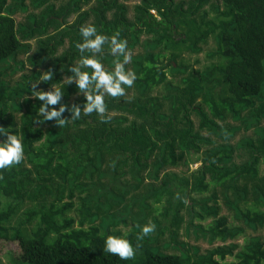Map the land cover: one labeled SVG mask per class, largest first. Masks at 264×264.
I'll use <instances>...</instances> for the list:
<instances>
[{
  "label": "trees",
  "instance_id": "obj_1",
  "mask_svg": "<svg viewBox=\"0 0 264 264\" xmlns=\"http://www.w3.org/2000/svg\"><path fill=\"white\" fill-rule=\"evenodd\" d=\"M86 25L127 41L137 80L58 127L34 91L83 107L66 78ZM0 127L24 135L0 170V264H264V0H0Z\"/></svg>",
  "mask_w": 264,
  "mask_h": 264
},
{
  "label": "clouds",
  "instance_id": "obj_2",
  "mask_svg": "<svg viewBox=\"0 0 264 264\" xmlns=\"http://www.w3.org/2000/svg\"><path fill=\"white\" fill-rule=\"evenodd\" d=\"M79 35L82 42L77 45L81 56L74 66H71L68 72L71 73L66 80L67 84H75L80 90L77 95L82 94L85 103L81 108L80 105L74 104L69 107L67 104L60 103L64 94L61 89L55 85L50 91H34L37 93L36 99L41 101L38 116L43 121L54 120L58 127L63 126L68 120H78L81 113L91 115L96 113L103 117L107 111L105 97L112 98L122 97L125 95L126 87L130 88L137 80L134 71L126 70L125 65L130 61L131 56L126 51L128 45L126 40H119V33H114L111 37L98 32L94 25L81 26ZM108 44L112 55H122L123 62H117L113 71H106L98 54L102 55L104 46ZM85 50L91 52V55L85 56ZM84 69H90L91 72ZM39 82L53 81L54 71L49 69L41 74ZM37 82V83H39ZM58 108L50 107L58 105ZM68 111L71 114L70 119L62 118L63 114ZM40 122L39 119L36 120ZM0 137H6L0 142V170L8 169L19 164L24 158V135L0 127ZM155 231L154 224L142 226L138 239H143ZM104 251L119 257L121 260H131L135 257L137 248L125 235H108L104 240Z\"/></svg>",
  "mask_w": 264,
  "mask_h": 264
},
{
  "label": "rangeland",
  "instance_id": "obj_3",
  "mask_svg": "<svg viewBox=\"0 0 264 264\" xmlns=\"http://www.w3.org/2000/svg\"><path fill=\"white\" fill-rule=\"evenodd\" d=\"M212 45L215 43L214 39H211V42H210ZM185 57L191 59V60H195L196 58V54H189V53H186L185 54ZM168 76H169V79L172 78L174 79L175 75H173L172 73L168 72ZM200 162H196V163H192L191 165V171H194L196 170L199 166H200Z\"/></svg>",
  "mask_w": 264,
  "mask_h": 264
}]
</instances>
